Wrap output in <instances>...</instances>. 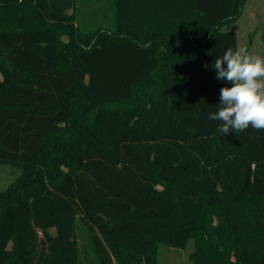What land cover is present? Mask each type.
Wrapping results in <instances>:
<instances>
[{"label":"trees","instance_id":"trees-1","mask_svg":"<svg viewBox=\"0 0 264 264\" xmlns=\"http://www.w3.org/2000/svg\"><path fill=\"white\" fill-rule=\"evenodd\" d=\"M245 1L0 0V264H82L77 221L93 264H264V131L208 119Z\"/></svg>","mask_w":264,"mask_h":264},{"label":"clouds","instance_id":"clouds-1","mask_svg":"<svg viewBox=\"0 0 264 264\" xmlns=\"http://www.w3.org/2000/svg\"><path fill=\"white\" fill-rule=\"evenodd\" d=\"M213 67L216 79L226 80L231 87L220 89L217 111L208 119L220 121L218 130L223 134L249 127L264 131V80L258 79L264 78V61L251 57L246 48H228Z\"/></svg>","mask_w":264,"mask_h":264},{"label":"rangeland","instance_id":"rangeland-1","mask_svg":"<svg viewBox=\"0 0 264 264\" xmlns=\"http://www.w3.org/2000/svg\"><path fill=\"white\" fill-rule=\"evenodd\" d=\"M101 1H104L103 4H106V1L112 2V0H77V5L81 8L82 12H89L91 9H94V7L102 9L100 6V4H102ZM90 19L93 20V17H87L82 23L88 26H96V23L91 22ZM229 30L236 33L238 47L244 48L247 41L250 39L251 44L247 48L248 54L253 58L258 57L264 61V0H246L239 19L229 26ZM258 79L264 80V78ZM19 174L20 170L17 168L0 166V192L6 190L12 184H15ZM76 233L81 248V263L93 264L96 261L91 255L88 245V237L85 234L84 227L80 221H77L76 223ZM191 251V243L186 250L159 247L157 252V263L191 264L189 260V254ZM137 260L139 259L135 252L131 250L122 251L118 258L111 259V264H134Z\"/></svg>","mask_w":264,"mask_h":264}]
</instances>
